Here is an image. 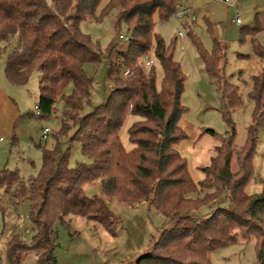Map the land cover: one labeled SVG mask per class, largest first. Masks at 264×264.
I'll list each match as a JSON object with an SVG mask.
<instances>
[{
    "label": "trees",
    "instance_id": "16d2710c",
    "mask_svg": "<svg viewBox=\"0 0 264 264\" xmlns=\"http://www.w3.org/2000/svg\"><path fill=\"white\" fill-rule=\"evenodd\" d=\"M104 1L53 0L50 8L45 0H0V56L8 54L7 80L24 87L38 75L39 118L55 114L60 100L64 107L55 144L39 146L43 160L37 177L26 182L18 170H0V190L12 206L28 203L35 231L31 245L13 237L8 264H21L31 251L39 255L37 264H56L57 227L69 228L73 217L116 237L120 221L108 205L113 200L128 207L146 204L175 220L172 228L158 232L143 255L124 264H211L212 253L238 243L239 236L256 240L255 264H264V191L253 196L245 192L253 175L258 133L264 128V44L257 41V31L247 32L253 36L263 71L254 77L250 98L255 110L245 146L236 153L233 128L216 149L211 166L202 170L205 179L196 184L177 150L186 139L180 126L186 112L182 104L186 75L175 60L177 39L167 45L156 33L158 23L174 17L179 0L109 1L103 14L117 10L116 30L124 26L133 39L126 51L118 53L117 69L108 58L107 75L115 81L111 94L83 114L92 92L85 66L101 63L103 53L80 25L100 21L98 8ZM189 36L220 96L224 119L232 126L231 114L243 105V97L241 86L225 76L226 48L215 39L213 51L208 52L196 35L189 32ZM115 49L112 45L110 52ZM151 53L164 72L159 83L155 66L142 60ZM127 70L130 74L124 76ZM130 117L128 135L134 148L128 151L120 133ZM71 132L70 142L81 144L88 164L72 168L69 154L61 152L59 139ZM235 153L237 170L232 171ZM95 184L100 185L101 195L88 198L85 187ZM224 196L228 209L219 208L205 218L191 214L212 202L221 203Z\"/></svg>",
    "mask_w": 264,
    "mask_h": 264
},
{
    "label": "rangeland",
    "instance_id": "374dc122",
    "mask_svg": "<svg viewBox=\"0 0 264 264\" xmlns=\"http://www.w3.org/2000/svg\"><path fill=\"white\" fill-rule=\"evenodd\" d=\"M110 0H105L98 8L100 21L86 20L81 23V31L90 36L94 45L103 53L102 62L87 64L86 74L92 79L91 104L86 105L83 114L92 112L94 107L100 106L111 94V87L115 81L109 78L107 70L110 62L117 69L116 62L119 52L126 51L128 44L118 40L119 34L127 31L124 26L116 30L115 20L117 10L103 14ZM226 5L221 0H179V5L185 3L191 10L187 18L179 21L175 17L168 22H160L156 26V33L161 36L167 45H171L179 33L184 34L183 47L175 42V60L178 61L186 75V87L182 97V104L186 112L182 116L180 126L186 134V139L177 145V150L186 160L191 177L196 184L205 179L203 169L211 166L216 156V149L221 146L222 140L236 132L235 151L240 152L247 140V130L255 110L250 95L254 88V77L263 71L254 51L253 36L249 30L257 31L256 39L264 44V0H230ZM52 8L53 0H45ZM236 15L240 24L233 22ZM189 32L196 35L204 48L212 52L214 40L222 42L226 48L225 76L233 84L241 86L243 105L232 112L233 125L225 121L222 112V102L215 85L206 74L203 64L198 56L196 47ZM15 45V43H14ZM116 46L113 53L110 47ZM110 53V55H109ZM7 55L0 56V76L5 74ZM150 59L154 62L158 83L164 72L159 61L153 53ZM39 80L34 75L29 84L17 88L21 94L26 111L31 115L27 117L25 125L20 126L26 130L14 143L6 138L0 141V168L8 167L18 170L26 182L40 174L42 167V150L39 146L51 147L55 144L57 132L61 129L63 102L56 104V112L48 119L39 118L36 106L39 101ZM71 88L67 89V93ZM264 103V93H263ZM130 117L122 127L120 136L123 146L131 151L134 145L129 140L128 129L132 125ZM50 129L47 140L43 139V131ZM59 139L61 152L69 154V165L72 168L81 163L90 161L83 155L81 144L71 143L70 137ZM232 159V171L237 170L236 154ZM31 159L33 163L27 161ZM264 191V128L259 130L258 144L253 158V175L248 181L245 192L249 196L258 195ZM210 192V191H209ZM85 193L88 198L101 195L99 184L86 186ZM192 199L197 195L191 196ZM113 214L120 221L117 236L112 237L101 228H95L91 222L84 218L73 217L70 227L59 224L57 227L58 241L54 250L56 264H124L136 260L144 254L150 246L152 239L163 229L173 227L175 220L167 219L156 208L146 204L128 207L113 200L108 201ZM229 208L226 196L221 203L212 202L200 207L191 213L195 217H208L217 209ZM35 235L31 220V208L27 202L13 205L3 190H0V264H8L9 245L13 237L19 238L31 245ZM256 240L244 241L240 236L238 243L221 248L212 253L211 264H255ZM39 255L35 251L26 254L21 264H37Z\"/></svg>",
    "mask_w": 264,
    "mask_h": 264
},
{
    "label": "crops",
    "instance_id": "0c3cea01",
    "mask_svg": "<svg viewBox=\"0 0 264 264\" xmlns=\"http://www.w3.org/2000/svg\"><path fill=\"white\" fill-rule=\"evenodd\" d=\"M17 88L20 87L10 84L6 74L0 76V141L3 137L10 139L13 143L17 141L18 137L26 131L21 130L20 126L25 125L27 117L32 114L30 110L26 111L27 108L22 101L24 97ZM27 161L33 163L29 158Z\"/></svg>",
    "mask_w": 264,
    "mask_h": 264
},
{
    "label": "built area",
    "instance_id": "2783aa9c",
    "mask_svg": "<svg viewBox=\"0 0 264 264\" xmlns=\"http://www.w3.org/2000/svg\"><path fill=\"white\" fill-rule=\"evenodd\" d=\"M221 1L224 2L226 5H232V6L235 5V4H230L231 3L230 0H221ZM189 12H190L189 7L185 3H183V4L178 6L177 12L174 15V17L176 19H178L179 21H183L188 16ZM233 22L236 24H240V19H239L238 15H236V18H235V20H233ZM132 39H133V35L131 33H128V32H126L125 34H119L118 35V40L120 42L127 43L128 45L131 43ZM177 39L181 43V46L183 47L184 34L182 32L179 33ZM142 60L145 62V64L148 67H151L154 65V62L148 56ZM129 74H130V70H127L124 73V76H129ZM111 89H113V87H111ZM36 110H37V115H39V109L37 106H36ZM49 134H50V129H45L43 131V139L47 140Z\"/></svg>",
    "mask_w": 264,
    "mask_h": 264
}]
</instances>
